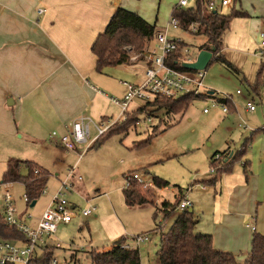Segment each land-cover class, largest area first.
<instances>
[{"label":"crops","instance_id":"1","mask_svg":"<svg viewBox=\"0 0 264 264\" xmlns=\"http://www.w3.org/2000/svg\"><path fill=\"white\" fill-rule=\"evenodd\" d=\"M144 1L0 0V144H16L18 130H15V127L18 125L27 133V137L41 142L40 148L43 151L58 152L60 156L65 155L64 152H74L78 157V149L65 151L58 143V136L64 134L65 126L79 117H90L96 121L114 119L115 114L117 117L119 108L110 98L121 99L125 89L120 82L137 83L142 68L140 63H131L140 67V70L131 73L125 66L130 63L125 61L124 64L107 65L97 71V59L91 52V47L104 32L117 7L134 11L150 24L152 19L144 10ZM241 5L239 0V8ZM232 6L235 10L236 3ZM232 6L226 9H231ZM39 10L43 11L40 15L37 13ZM237 11L242 12L244 16L234 18L230 22L222 38L221 52L231 51L233 48L234 54L255 59L258 57L257 52L262 41L261 35L264 36V0H250L249 7H245L244 11ZM231 65H239L243 69L242 65H246V62H232ZM234 69L243 74L241 70L235 67ZM244 75L242 80L246 81ZM249 77L253 78L252 69ZM139 107L140 104L134 109H129V113ZM228 113L222 115L226 116ZM92 131L95 133L93 129L91 133ZM52 132H56L58 136L50 138ZM47 137L55 139L54 148L44 142ZM245 141H250L247 152L244 158L233 166L230 173L217 177L210 169L202 181L208 188L193 186L187 190L190 192L199 189L204 192L198 200L190 201L191 208L188 210L197 221V232L210 235L213 249L232 254L239 264H243L249 257L253 235L264 236V128L251 132ZM226 150L230 153L237 152L230 150L229 144L223 147V151ZM0 157V160L4 161L5 170L9 156ZM24 161L33 163L49 176L50 168L42 162ZM245 161L250 164L248 178H245L242 169V163ZM66 165L68 160L66 163L59 162L56 174L66 171ZM208 165L210 168V161ZM61 169L63 171H60ZM72 175L74 176L73 173ZM75 181L82 180L76 178ZM167 188L168 186L157 189ZM184 198L188 199L187 193H181L178 201ZM50 199L51 196L39 215L35 216L29 212L34 219H39L48 207ZM161 203L159 210L164 214L168 213L172 206L169 207V203L165 201ZM139 209L141 208H129L131 211ZM124 214L129 216L128 213ZM78 215L80 214L75 217ZM111 216L113 212L107 217ZM114 216L120 224L118 236L116 234L119 237L124 225L115 212ZM252 216L255 217L254 232L246 227V222ZM137 223L138 221H133V224ZM123 239L125 240L124 237ZM117 240L119 239L115 238L112 245ZM125 243L133 245L132 241ZM112 245L92 249L106 251L111 249Z\"/></svg>","mask_w":264,"mask_h":264},{"label":"rangeland","instance_id":"2","mask_svg":"<svg viewBox=\"0 0 264 264\" xmlns=\"http://www.w3.org/2000/svg\"><path fill=\"white\" fill-rule=\"evenodd\" d=\"M240 1L242 5L239 8L237 0L235 11H244L245 7L250 6V0ZM215 2L219 5L220 0H215ZM176 4L177 0H145L144 10L152 19L150 24H155L158 31L167 28L169 17ZM190 8L193 7L190 6ZM231 9L217 7L218 12L223 15H228ZM139 16L141 17V15ZM142 18L144 19V17ZM168 36L178 38L185 43L192 58H196L201 51L200 47L206 40L203 36L186 33L179 28L176 30L169 28ZM151 44L149 45L151 46ZM232 49L231 51L224 50V53L221 52V56L230 64L246 62V65H242L243 69L239 65L234 66L243 74L230 70L220 62L208 64L204 70L203 85L208 91L215 93L212 98L196 96L186 111L177 115L167 114L163 109L151 111L148 114L151 121L147 120L148 116L140 114L138 123L131 126L127 133L113 135L100 146L89 148L80 159L74 152H64L65 155L60 156L58 152L43 151L40 148L41 142L27 137V133L22 131L18 125L15 127V130H18L16 144L8 143L6 145L4 142L0 144L1 156L6 155L9 156V159L22 161L36 160L50 168L45 194L37 199L32 208L26 207L23 203V185L13 183L11 194L15 200L16 209L20 213L25 210L35 216L39 215L50 196L57 192L60 180L66 179L71 170L74 176L71 177L70 182L74 186L72 191L65 192L64 198L69 203L76 205V215L90 207L96 209L92 216L83 218L78 215L69 225L57 228L55 237L58 239L60 248L50 251L55 264H91L88 252L93 251L92 248L101 249L111 246L113 240L120 239V237H124L125 241L130 242L131 238L137 234H145L149 238L145 244L135 246V249L139 251L141 264H157L156 254L159 250L161 234L168 231L176 214L179 213L176 209L169 215L162 213L160 211L161 202L165 201L169 203V207H173L181 193H187V198L191 202L198 200L200 194L204 192L199 189L190 192L187 190L193 186L207 187L202 181L209 173L208 162L211 155L216 151L222 152L226 144H229L230 150L239 151L251 132L264 128V85L258 89V92H255L253 88L255 75L259 67L264 65V59L259 56L255 59L246 58V56L234 54ZM144 50L135 51L131 46H123L121 55L128 58V56L140 55ZM260 59L263 61L261 62ZM126 63H130L125 66L131 73L140 70L138 65H132L133 63L131 64L129 60ZM251 69L252 79L249 77ZM242 75L246 77V81L242 80ZM237 90L241 93L236 94ZM223 95H228L231 98L235 108L234 111L231 107L226 116L222 115V105L217 102ZM247 101L254 103L256 112L252 113L246 110ZM138 105V103H132L129 109H134ZM204 109L208 110L207 114H204ZM153 110H157V107L153 106ZM116 115H114V119L120 115V111L117 117ZM90 119L96 124L101 122ZM241 121L248 126L249 130L238 128ZM57 133L59 134V132ZM94 134L92 131L91 137ZM154 134L157 135L147 141L149 136ZM44 140L42 141L51 144L50 147H55V139L47 137ZM83 148V145L77 147L78 153ZM67 160L66 171H63V168L60 170L63 172L56 174L55 170L59 169L58 163H66ZM53 166L55 168H52ZM144 168H146V172L143 171ZM3 172L4 161L0 160V181ZM27 172L25 165H21L19 173L26 175ZM128 173H137L144 180L151 182L153 177H157L168 182L169 185L164 190H159L156 187L143 190L152 205L144 206L134 212L124 205L122 197L125 175ZM77 176L82 181L76 182ZM112 212L113 216L107 217ZM114 212L124 225L121 227L119 237L117 236L120 224L116 221ZM124 213H128L129 216ZM193 214L196 218L195 210ZM133 221H138V223L133 224ZM157 225L161 226L160 231L156 230ZM53 244L52 240L47 242L50 247ZM38 254H40L39 251Z\"/></svg>","mask_w":264,"mask_h":264},{"label":"trees","instance_id":"3","mask_svg":"<svg viewBox=\"0 0 264 264\" xmlns=\"http://www.w3.org/2000/svg\"><path fill=\"white\" fill-rule=\"evenodd\" d=\"M236 2L237 0H233L234 4ZM205 3L206 1L204 0H198L194 8L175 11L174 16L178 20V28L183 32L190 33L189 26L195 24L197 27L196 33L190 34L203 36L206 39L200 47V50H209L212 52V59L209 64L220 62L235 72L234 67L221 56L223 48L222 38L228 30L230 22L234 18L243 17L244 14L235 11L233 8L228 15H223L218 11H209ZM157 32L159 31L156 29L155 24H149L136 13L122 7H117L104 32L97 37L91 47V52L97 59L96 70L99 71L107 65L124 64L125 57L121 55L123 46H131L135 51L147 49L150 46L149 44L154 41V36ZM116 56L118 57L115 58ZM167 64L173 68L188 71L181 66L180 53L178 52L171 55L167 60ZM263 75L264 66L262 65L253 85L255 92L263 85ZM214 94V92L209 91L208 95L201 94L197 97L212 98ZM194 97L196 96L187 95L176 102L163 101L154 104V106L157 107V111L163 109L167 114L172 113L177 115L186 111ZM217 102L225 105L228 112H230L231 107L234 110L232 101L228 99L220 98ZM142 110L140 108L129 113L126 121L116 123L109 128L95 140L90 149L100 146L106 139L113 135L127 133L131 126L138 123V116L142 114ZM157 134L149 136L147 141ZM249 142L245 141L240 150L233 153L231 157L228 150L214 153L210 159L211 171L217 177L230 173L233 166L244 158ZM216 155H220L218 161H214ZM21 165H25L27 168L28 172L26 175L19 173ZM249 167L250 164L248 161L242 163L245 178L249 176ZM35 169H38V174L34 173ZM1 181L22 184L29 203H32L33 201L36 202L42 195V191L45 189L48 181V173L31 162L10 158L6 162ZM152 183L154 187L159 189L168 186V182L157 177L152 178ZM143 190L146 189H143L140 184L131 182L128 188L122 189L124 204L128 208H142L147 205H152ZM178 204L179 201L165 214L169 215L173 213L174 209L177 210ZM154 217L156 218V215ZM196 224L197 221L193 219L192 213L184 211L176 214L172 226L167 232L161 234L159 250L156 254L158 264H239L232 254L215 251L212 247V237L195 232ZM156 230L160 231L161 226L157 225ZM0 240L23 241V237L18 231L6 227L0 219ZM124 243L125 240L121 238L109 250L89 251L88 257L91 264H141L138 249L121 248V245ZM50 251L51 249L43 248L40 255L33 260V264H51L52 253ZM243 264H264V236L260 234L253 235L249 257Z\"/></svg>","mask_w":264,"mask_h":264},{"label":"built area","instance_id":"4","mask_svg":"<svg viewBox=\"0 0 264 264\" xmlns=\"http://www.w3.org/2000/svg\"><path fill=\"white\" fill-rule=\"evenodd\" d=\"M198 0H177V4L172 9L169 17L167 28L163 32H157L154 36V41L151 46L145 49L140 55H133L125 57V61L129 60L131 63L142 64L140 72V80L137 83H130L121 81L120 84L124 87V94L121 99L110 98V101L119 108L120 115L116 119L104 120L99 124L94 123L89 117H79L65 126L64 134L58 136L56 132H52L50 138L58 136L59 145L65 151H73L77 147L84 146L82 151L78 153L80 158L95 142V140L111 128L116 123L126 121L129 114V108L132 103L140 104L142 114L148 116L149 112L153 110L154 104L163 101L176 102L180 98L192 95L198 96L201 94L208 95V89L203 85L205 78V71H182L178 68H173L167 64V60L175 52L180 53L181 63H192L195 58L190 56V50L187 45L183 44L178 38H171L167 34L168 28L178 29L179 23L174 16L177 10H184L195 7ZM205 6L209 11H218L217 7L230 8L234 3L233 0H220L219 5L215 0H204ZM42 10L37 13L42 14ZM196 25L189 26L190 33H196ZM262 41L260 43L257 55L264 59V36L261 35ZM239 90L236 94H240ZM224 99L231 101L228 95H223ZM245 108L249 112L255 111V105L252 101H247ZM159 111V110H158ZM222 113L227 114L228 109L222 105ZM208 112L207 109L203 110ZM148 121H151L149 116ZM240 129L249 130L248 126L243 121L239 123ZM95 131V135L91 137V130ZM220 155L214 157V161H218ZM38 169L34 170L38 174ZM213 172V171H212ZM73 178L72 172L60 181L59 188L55 194L51 196L50 203L42 212L39 219L26 212H19L16 209L15 200L11 194L12 182L0 181V219L6 227L18 231L23 237V241H3L0 240V264H33V260L38 257V251L41 253L43 248L58 249L60 248L58 239L55 237L59 225L69 224L76 216V207L69 203L64 194L66 191L73 190V183L70 182ZM81 180L80 177H77ZM131 182H137L143 189H154L151 181L144 180L141 175L137 173H128L125 175V182L123 189L129 187ZM204 189V188H202ZM45 194V189L42 195ZM23 203L26 207H30L27 196L23 195ZM191 208V202L188 199H182L177 205L179 212L188 211ZM96 209L90 207L82 210L80 215L87 218L95 214ZM246 227L251 231H255V217H250L246 222ZM54 241L50 247L47 245L48 241ZM149 240L147 235H136L130 241L133 245L124 243L121 248L130 249L138 247ZM52 259L51 264H55Z\"/></svg>","mask_w":264,"mask_h":264},{"label":"water","instance_id":"5","mask_svg":"<svg viewBox=\"0 0 264 264\" xmlns=\"http://www.w3.org/2000/svg\"><path fill=\"white\" fill-rule=\"evenodd\" d=\"M212 59V52L209 51V50H202L198 53V55L196 56L195 58V61L192 62V63H182L181 66L184 68V69H187L189 71H201V70H205V68L208 66V64L210 63ZM9 104V102H8ZM10 104L11 101H10ZM232 152L230 153V157L232 156ZM36 204L35 201H33L31 204H30V208L34 207ZM191 213V211H188Z\"/></svg>","mask_w":264,"mask_h":264}]
</instances>
